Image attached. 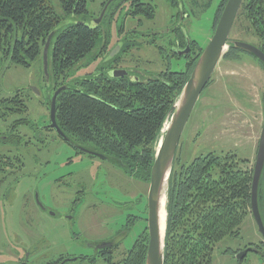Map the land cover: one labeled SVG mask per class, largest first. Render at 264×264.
Returning <instances> with one entry per match:
<instances>
[{"label":"trees","instance_id":"16d2710c","mask_svg":"<svg viewBox=\"0 0 264 264\" xmlns=\"http://www.w3.org/2000/svg\"><path fill=\"white\" fill-rule=\"evenodd\" d=\"M88 1L93 2L0 0V67L29 68L40 61L42 64L48 35L63 24L48 50L51 80L48 91L67 87L56 102L59 130L74 142L112 158L127 174L149 182L155 145L167 113L175 105L203 49L197 48L200 53L186 63L183 72H161L146 80L131 81L126 77L113 78L107 72L109 64L101 61L96 74L72 78L83 60L96 59L93 54L99 51L103 52V59L110 50V28L115 11L120 8L110 6L100 25L91 28L81 24L86 23ZM132 1L131 10L122 19L119 35L124 33V18L135 17L141 7L149 15L154 14L151 5ZM226 1L222 0L216 8L213 30ZM238 22L245 24V34L256 37V46L264 53V0H243L235 24ZM172 30L171 33L178 34L174 43L186 45L189 39L184 30ZM120 44L119 54L133 47L126 39ZM157 49L162 53L163 47ZM227 52L230 56L241 51L229 40ZM20 95L17 92L0 99V124H5L6 119H12L16 128L25 124V120L16 119L27 111ZM8 126L6 123L0 130L2 145L17 143L13 137L18 136L8 131ZM248 162L232 153L217 156L210 152L188 164L180 162L176 168L172 165L166 199L164 264H212L215 246L226 237L239 234L241 225L251 216L253 168L247 167ZM22 168L19 158L0 155V178L3 179L0 182L5 183ZM258 208L264 225V167L258 186ZM147 245L148 234L144 231L117 264H145Z\"/></svg>","mask_w":264,"mask_h":264},{"label":"rangeland","instance_id":"374dc122","mask_svg":"<svg viewBox=\"0 0 264 264\" xmlns=\"http://www.w3.org/2000/svg\"><path fill=\"white\" fill-rule=\"evenodd\" d=\"M106 1L110 0L88 1L87 16L96 17ZM207 1L142 0L154 7V14L149 15L141 7L135 18H124V33L119 35L122 19L131 10L133 1L113 0L110 6L120 8L116 9L110 28V49H114L123 39L133 45L126 53L120 54L121 63L118 68L130 70V76L139 77L140 80V75L135 73L136 71L148 75L183 72L186 63L200 53L197 48L205 49L215 30L216 24L213 30L215 12L222 0H212L208 3ZM116 22L117 24L119 22L118 27H115ZM241 24L234 23L229 40L257 47L256 37L245 34V24ZM173 28L184 30L185 36L189 39L191 57L185 59L172 55L170 46L178 37V34L171 33L174 31ZM179 46L184 50L186 48L184 44ZM158 47H163L162 53ZM227 51L228 49L222 55L219 67L217 66L212 76L210 88L206 87L202 91L186 124L176 149L173 163L175 168L180 162L188 164L195 157L211 152L217 156L235 154L238 159L249 161L247 167L254 169L264 122V67L246 52H236L228 56ZM100 58L83 60L75 69L72 78L96 74ZM47 82L49 83V80ZM50 85L51 80L47 84L43 79L41 61L38 65L31 64L29 68L16 65L0 67V99L20 92L27 107L26 114L16 116L17 121L25 120V124L17 126L14 131L18 136L17 143L0 144V155L17 157L23 163L21 171L11 176L5 183H0V262H4L3 255L4 258L8 257L23 240H26L27 244L26 248L24 246L20 248L21 254L27 253L29 264H41L55 259L60 253H86L87 249L83 244L77 243L71 235L76 231L75 227L72 228L64 218L66 214H71L68 209L53 210L55 216L52 218L44 216L34 205L36 191L41 201L47 197L45 191H51L55 197L59 193L68 196L67 202L80 191V183L91 186L90 179L93 175H103L107 178V186L112 192L120 190L122 183L126 188V194H130L136 186L148 194V181L138 183L137 180L140 179L138 176L127 174L123 169L110 163L74 155L75 152L55 136L52 137L53 142L51 140L48 144L45 140L43 143L34 140L38 128L50 125L49 102L50 96L53 95V90L48 91ZM168 113L162 130L169 123ZM11 122L12 119H6L7 125ZM6 123L0 124V130L4 129ZM40 132L44 135L47 133L46 130ZM162 136L161 132L158 141ZM63 176L75 179L58 181V178ZM100 181L102 179H98L97 183ZM142 214L147 218L146 213ZM136 228L138 232L129 233L120 251H114V264L122 259L132 246V242L136 240V236L147 228V225L141 223ZM262 242L256 223L253 217L249 216L241 225L238 235L228 236L215 246L212 264H237L236 255L249 247L261 246L264 252ZM12 263L17 264L19 260ZM69 264L108 262L97 258L91 262ZM242 264L264 262L259 255L248 253Z\"/></svg>","mask_w":264,"mask_h":264},{"label":"flooded vegetation","instance_id":"af4514ba","mask_svg":"<svg viewBox=\"0 0 264 264\" xmlns=\"http://www.w3.org/2000/svg\"><path fill=\"white\" fill-rule=\"evenodd\" d=\"M138 1H140L142 5H150V4H146L147 2L146 3L142 2V0H138ZM106 2L102 5V8L106 4ZM102 8L100 12L102 11ZM100 12L96 17L93 15L87 16L86 22H90L94 19H97L100 15ZM188 43L189 40L187 41V44ZM186 45H185L186 48L189 47V44L188 46ZM180 47L181 46L175 45V43H173V45L170 46L172 55H175L176 57H185L191 55L190 47L187 54H180L181 52H184L186 50V48L184 50V48L182 49V47L181 48ZM112 49L113 48H111L106 53L103 59L100 58V62L102 61L103 63L109 64V69H107L108 70L107 72L111 73L112 71H119V70L125 71L126 72L125 75L117 78L126 77L131 81H140L139 77L130 76L131 74L130 70L123 68L121 69V67L118 68V65L121 63V58L119 53L113 59L109 61L106 60V57L108 56V54L111 52ZM102 53H103L102 51L94 52L93 55L98 60V58L101 57ZM194 57L195 56H193V58ZM217 66L219 67V63L217 64ZM135 73H138L140 75V78L144 80H146L148 76H149L148 78H151V76L159 75V74L158 75L141 74L139 71H136ZM213 74H215V71L213 72ZM213 74L211 75L210 80L205 86V88L206 87L210 88ZM15 130L16 127L11 123V125L8 126V131L14 132ZM43 130H46L47 132L46 135H44L43 132H40ZM37 131L38 133L34 136V140L40 143H43V140H45L47 142L46 144H48V142L53 139L52 137L55 136L59 138L61 142L67 144L72 149V151L75 152L74 155L96 158L101 162L110 163L114 167L120 168L113 163L112 158L106 156L107 157L106 159H100L96 156H92L90 154L81 151L79 148H84L97 152L94 149L88 148L87 146L74 142L70 137L66 136L61 131L60 132L65 136L66 139H63L60 136V134H58V131L49 128L48 126L42 127L40 129L38 128ZM2 137L5 138L4 136ZM13 138L15 139L14 141H17V137H13ZM9 178L10 177H8L7 179ZM7 179L5 180V182L7 181ZM59 179H75V178L69 176L67 177L63 176V177H59L58 181ZM98 179H102V181L97 183ZM1 180L3 179L0 178V181ZM90 180L92 181L91 186L87 185L86 183H80L79 184L80 191H77L75 195L70 199V201L67 202H66V197L68 196L61 195L59 193L55 197V195L51 191H45L47 197L45 198L44 201H41L39 198V193L37 191L35 192L34 205L42 214H44V216L47 215L50 218H52L55 216L53 210L61 211L64 208L68 209V211L71 214H66L64 218L72 226V228L75 227L76 229V231L75 232L73 231L71 235L77 243L83 244L84 248L87 249L85 254L84 253L76 254L73 252H67L64 254L60 253L55 259L45 261L41 264H69L74 262L84 263V262H91L92 260H96L97 258H102L105 262H108V264H113L114 251L117 252L120 251L121 245L126 239V237H128L129 233L138 232L136 227L141 223L147 225V218L144 217V215L142 214V213H146V216L148 217V203L145 204V200L147 199V195H148L147 191L144 192L141 187L136 186L130 194H126V188L122 185V183H120V190L117 191L114 190L112 192L111 189L107 186V178L104 177L103 175L102 176L93 175ZM115 181H119V180H115ZM137 182L144 183V180L139 179L137 180ZM87 189H89V191H86ZM144 231L148 234L147 228L140 231V234L136 236V240L132 242V246L143 235ZM26 244L27 241L23 240L21 244L17 245L18 248L16 246L13 253L10 254L8 257L4 258L3 255L4 262H0V263L14 264L12 263L14 260H19V263L17 264H29L27 262L29 259L27 253L25 252L24 255H22L20 249L22 246L25 247ZM258 247L260 249L255 247V249H257L256 254L260 253L259 255L264 256V252H262L261 246Z\"/></svg>","mask_w":264,"mask_h":264},{"label":"water","instance_id":"95a60500","mask_svg":"<svg viewBox=\"0 0 264 264\" xmlns=\"http://www.w3.org/2000/svg\"><path fill=\"white\" fill-rule=\"evenodd\" d=\"M113 0L108 1L100 13L97 19L90 21V23L81 22L83 25H87L91 28L97 27L107 9L110 7ZM243 0H227L223 11L219 17L216 28L210 39L208 45L200 54L194 69L192 70L189 79L187 80L184 88L182 89L180 95L178 96L175 105L170 109L168 116H170L167 130L159 142L158 149L156 151L154 161L150 172L149 190L147 195L148 203V217H147V231H148V245L145 257V264H164V235L161 238V225H160V213H161V201L167 199V189L169 176L171 173L172 165L174 162V157L176 149L178 147L180 138L186 127V124L192 114V111L199 99V96L207 83L210 80L211 75L217 67L222 55L225 50L228 49L229 36L241 7ZM94 21V22H93ZM69 23L66 22L64 24ZM63 25V24H62ZM59 25L54 31H52L45 42L43 53H42V72L45 82L50 83L49 76V59L48 50L50 47L51 40L56 33V31L62 26ZM233 46L243 52L256 58L259 62L264 65V53L254 45L234 41ZM121 44H118L106 57L109 61L113 59L120 52ZM189 47L186 48L184 52L180 54H187ZM105 60V61H106ZM125 71H112L110 73L113 77H121L125 75ZM49 80V83L47 82ZM66 86L59 87L53 94L50 104H49V128L58 131V134L63 139L65 136L60 132L56 124V102L58 95L65 90ZM167 118H165L166 121ZM70 143V142H69ZM81 151L96 156L100 159H106L107 157L101 155L97 152L79 148ZM264 167V122L262 131L260 134V139L258 142L255 164L252 175V185H251V202H250V212L256 223L259 234L261 235L264 243V225L262 223L261 215L258 208V186L260 181V176ZM166 204V203H165ZM166 212V211H165ZM164 212L165 219L166 213ZM164 221V230H165ZM165 232V231H164ZM248 253H257V249L254 247H249L244 251L236 255L237 264H242V261ZM260 254V253H259ZM264 261V256H261Z\"/></svg>","mask_w":264,"mask_h":264},{"label":"bare ground","instance_id":"6f19581e","mask_svg":"<svg viewBox=\"0 0 264 264\" xmlns=\"http://www.w3.org/2000/svg\"><path fill=\"white\" fill-rule=\"evenodd\" d=\"M165 203H166V199L161 201V206H162L161 213H160L161 238H163V234L165 233L164 232L165 231L164 230V221H165V226H166V219H165V215H164V212L166 211V204Z\"/></svg>","mask_w":264,"mask_h":264},{"label":"built area","instance_id":"2783aa9c","mask_svg":"<svg viewBox=\"0 0 264 264\" xmlns=\"http://www.w3.org/2000/svg\"><path fill=\"white\" fill-rule=\"evenodd\" d=\"M165 131H166V126H165V128L163 130H161V132L164 133Z\"/></svg>","mask_w":264,"mask_h":264}]
</instances>
